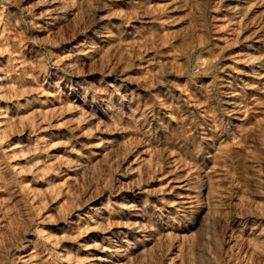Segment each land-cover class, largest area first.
Instances as JSON below:
<instances>
[{
  "label": "rangeland",
  "instance_id": "obj_1",
  "mask_svg": "<svg viewBox=\"0 0 264 264\" xmlns=\"http://www.w3.org/2000/svg\"><path fill=\"white\" fill-rule=\"evenodd\" d=\"M255 3L0 0V264H264Z\"/></svg>",
  "mask_w": 264,
  "mask_h": 264
},
{
  "label": "bare ground",
  "instance_id": "obj_2",
  "mask_svg": "<svg viewBox=\"0 0 264 264\" xmlns=\"http://www.w3.org/2000/svg\"><path fill=\"white\" fill-rule=\"evenodd\" d=\"M226 2V9L225 11L227 13H230L232 16L235 17H248L253 13V8L255 6V2L256 0H224ZM218 7V6H217ZM260 10V9H259ZM225 12V14H226ZM213 15V14H212ZM227 22V21H226ZM216 30V29H215ZM225 31V30H224ZM222 35V34H221ZM185 36V35H184ZM215 42V41H214ZM185 43V42H184ZM183 43V44H184ZM254 62V61H253ZM237 63V62H236ZM255 63L257 64L256 67L257 69L260 71V73H262L264 71V62L263 59L260 57H256L255 58ZM254 64V63H253ZM238 67V66H237ZM257 76V75H256ZM251 88V87H250ZM255 88V87H254ZM264 89V88H263ZM252 90V89H251ZM232 93V92H231ZM238 95V93H236ZM239 99V98H238ZM233 100V99H232ZM236 101L231 102L235 108L236 111H239V109L241 108L240 106H238L237 104H235ZM208 138V137H207ZM208 141V140H207ZM220 151H222V148L219 149ZM256 168V167H255ZM182 184L178 185V200L181 204H188L187 207H189V205H193V203L196 201V194H194V191H192V187L191 185H189L187 182H182ZM195 204V203H194ZM197 208V207H195ZM199 211V210H198ZM194 215V214H193ZM9 227V226H8ZM12 227V226H11ZM8 234V233H7ZM30 247V246H29ZM32 247V246H31ZM35 246H33L32 248H30V250L28 251H24L25 254L22 255L21 257V264H40V259L38 260L37 258V253L36 250L34 249ZM23 252V253H24Z\"/></svg>",
  "mask_w": 264,
  "mask_h": 264
}]
</instances>
